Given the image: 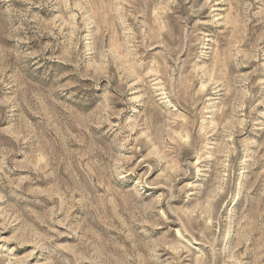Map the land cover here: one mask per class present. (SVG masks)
Masks as SVG:
<instances>
[{"label": "rangeland", "instance_id": "374dc122", "mask_svg": "<svg viewBox=\"0 0 264 264\" xmlns=\"http://www.w3.org/2000/svg\"><path fill=\"white\" fill-rule=\"evenodd\" d=\"M0 264H264V0H0Z\"/></svg>", "mask_w": 264, "mask_h": 264}, {"label": "bare ground", "instance_id": "6f19581e", "mask_svg": "<svg viewBox=\"0 0 264 264\" xmlns=\"http://www.w3.org/2000/svg\"><path fill=\"white\" fill-rule=\"evenodd\" d=\"M181 6V5H180ZM176 16V15H175ZM180 22V21H179Z\"/></svg>", "mask_w": 264, "mask_h": 264}]
</instances>
